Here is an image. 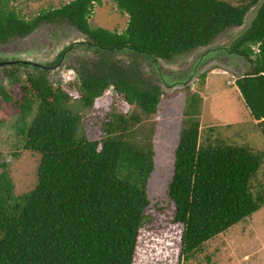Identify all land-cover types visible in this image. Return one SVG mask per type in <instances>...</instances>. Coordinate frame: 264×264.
<instances>
[{
	"label": "trees",
	"instance_id": "obj_1",
	"mask_svg": "<svg viewBox=\"0 0 264 264\" xmlns=\"http://www.w3.org/2000/svg\"><path fill=\"white\" fill-rule=\"evenodd\" d=\"M102 1L71 0L27 18L0 0V45L43 23L80 32L48 62L0 58V125L17 116L24 149L41 155L37 183L22 194L0 162V264H136L141 242L148 255L143 238L152 242L165 232L169 241L179 239L176 264H190L209 240L264 205L262 184L260 194L252 192L264 151L202 137L203 97L189 87L168 204L153 203L155 130L144 124L158 112L167 83L162 62L212 46L244 25L229 47L218 48L244 60L236 85L264 135V0H114L129 16L122 32L91 25ZM70 61L76 94L50 80ZM4 78L20 87L19 95ZM116 94L124 98V114L112 109ZM90 108L100 109L95 138L82 129V112ZM169 204L172 220L162 228L159 212Z\"/></svg>",
	"mask_w": 264,
	"mask_h": 264
},
{
	"label": "rangeland",
	"instance_id": "obj_2",
	"mask_svg": "<svg viewBox=\"0 0 264 264\" xmlns=\"http://www.w3.org/2000/svg\"><path fill=\"white\" fill-rule=\"evenodd\" d=\"M69 1L71 0H10V5L16 7L20 14L31 18L42 10L59 7ZM230 1L237 3L240 0ZM128 20V14L121 12L114 0H103L102 3L95 4L90 23L93 26H102L122 32L125 30ZM244 29V25L232 28L221 35L212 46L194 50L178 56L172 61L162 62V70L167 83L163 86L159 110L155 115L146 118L144 122L147 128L152 126L155 130L152 134V141L156 167L154 176L148 185V192L153 203L168 204L167 185L171 178L174 152L185 119L184 108L188 87L203 97L202 137L209 136V139L215 143L224 140L233 144H248L255 149L264 151L262 130L257 124L258 121L247 113L244 99L239 88H236V79L245 73V65L242 63L244 60L224 54L223 52L226 51L218 48L219 46L229 47L235 37ZM79 34L78 30L68 24L43 23L30 36L23 39L14 38L10 42L0 45V58L5 60L6 57H9L7 60H13V58L25 57L31 62H48L55 52L67 43L74 41ZM211 47H216L217 50L208 56ZM203 56H207V58L199 63L197 69L196 63ZM75 64L74 61L67 62L66 65L58 67L59 77H50L53 83L55 81L61 84L71 94L77 93L74 83L78 79V74L75 69L70 67ZM202 73L207 74L204 82H201ZM3 83L6 87L15 90L16 95L21 92L20 87L11 85L8 79L4 78ZM114 91L113 86L109 87L103 95ZM115 97L116 106L112 105V109L117 113L124 114L126 111L124 98L118 94ZM98 111L100 109L92 110L90 108L82 112L84 116L82 129L85 128L83 131L90 138L100 135V122H95L98 118ZM16 117L10 118L0 125V152L3 154L0 162L7 163L6 168L14 181V192L22 194L32 190L37 183V168L41 155L24 149L22 137L17 128L19 118ZM226 119L231 121H226ZM212 127L215 128L211 129ZM2 170L3 167L0 165V172ZM261 184L263 189L264 164L253 180V194L257 195L263 191H260ZM173 208L175 209V206L169 204L164 212L162 210L159 212L162 214V219H160L162 228L168 226L172 220V212L169 211V214L166 215L165 211ZM171 238L172 240L169 241L167 232L158 234L152 242L144 237L145 243L149 244L148 255L144 250L143 242H141L137 250L136 264H176L179 239ZM203 251L205 253L198 252L190 264H264V205L251 216L209 240Z\"/></svg>",
	"mask_w": 264,
	"mask_h": 264
},
{
	"label": "crops",
	"instance_id": "obj_3",
	"mask_svg": "<svg viewBox=\"0 0 264 264\" xmlns=\"http://www.w3.org/2000/svg\"><path fill=\"white\" fill-rule=\"evenodd\" d=\"M209 79V78H208ZM236 88H238L237 87V85H236ZM239 92H240V90H239ZM240 94H241V92H240ZM241 96H242V94H241ZM243 98V97H242ZM244 101V100H243ZM246 105V104H245ZM247 110H248V112L247 113H249V115L251 116V118H253V116L251 115V113H250V110H249V108L247 107ZM254 119V118H253ZM228 119H226V121H227ZM256 120V119H255ZM228 121H231V120H228ZM235 121V120H234ZM256 121H258V120H256ZM258 124V123H257Z\"/></svg>",
	"mask_w": 264,
	"mask_h": 264
},
{
	"label": "flooded vegetation",
	"instance_id": "obj_4",
	"mask_svg": "<svg viewBox=\"0 0 264 264\" xmlns=\"http://www.w3.org/2000/svg\"><path fill=\"white\" fill-rule=\"evenodd\" d=\"M210 56V55H209ZM230 56V55H229ZM231 57H233V56H231ZM207 58V56L206 57H202L197 63H196V65H197V69L199 68L198 66H199V63L200 62H202L204 59H206ZM234 58V57H233ZM197 69H196V71H197ZM195 71V72H196ZM166 83V82H165Z\"/></svg>",
	"mask_w": 264,
	"mask_h": 264
},
{
	"label": "clouds",
	"instance_id": "obj_5",
	"mask_svg": "<svg viewBox=\"0 0 264 264\" xmlns=\"http://www.w3.org/2000/svg\"><path fill=\"white\" fill-rule=\"evenodd\" d=\"M254 49H255L256 51H259L258 46L254 47ZM254 213H255V212H254ZM254 213H253V214H254Z\"/></svg>",
	"mask_w": 264,
	"mask_h": 264
}]
</instances>
